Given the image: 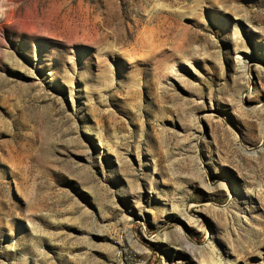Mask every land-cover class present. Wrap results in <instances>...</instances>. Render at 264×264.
<instances>
[{"label": "rangeland", "instance_id": "1", "mask_svg": "<svg viewBox=\"0 0 264 264\" xmlns=\"http://www.w3.org/2000/svg\"><path fill=\"white\" fill-rule=\"evenodd\" d=\"M0 264H264V0H0Z\"/></svg>", "mask_w": 264, "mask_h": 264}, {"label": "bare ground", "instance_id": "2", "mask_svg": "<svg viewBox=\"0 0 264 264\" xmlns=\"http://www.w3.org/2000/svg\"><path fill=\"white\" fill-rule=\"evenodd\" d=\"M236 58H237V61H236L237 64H239V63L241 62V60L243 59L240 55H237ZM243 68H244V70H245V69L247 68V65H244ZM252 196H254V193H252ZM232 197H233V196H232ZM210 247H212V243H211V242L208 243V244L206 245L205 248H206V249H210ZM212 248H213V247H212ZM212 248H211V249H212Z\"/></svg>", "mask_w": 264, "mask_h": 264}]
</instances>
